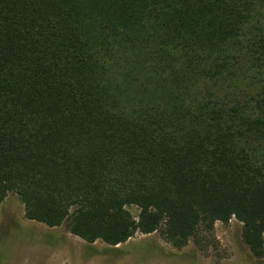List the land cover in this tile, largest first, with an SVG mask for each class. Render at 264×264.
<instances>
[{"label": "trees", "instance_id": "obj_1", "mask_svg": "<svg viewBox=\"0 0 264 264\" xmlns=\"http://www.w3.org/2000/svg\"><path fill=\"white\" fill-rule=\"evenodd\" d=\"M9 193L88 244L234 218L264 257V0H0Z\"/></svg>", "mask_w": 264, "mask_h": 264}, {"label": "rangeland", "instance_id": "obj_2", "mask_svg": "<svg viewBox=\"0 0 264 264\" xmlns=\"http://www.w3.org/2000/svg\"><path fill=\"white\" fill-rule=\"evenodd\" d=\"M127 210L134 217L138 213L134 206ZM241 227L234 218L216 222L181 248L157 232L136 233L115 246L88 244L65 223L50 228L26 219L17 196L9 193L0 207V264H264V257H253L243 243Z\"/></svg>", "mask_w": 264, "mask_h": 264}]
</instances>
